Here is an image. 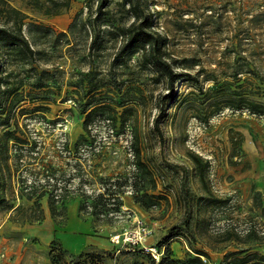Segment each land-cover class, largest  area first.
Listing matches in <instances>:
<instances>
[{"label":"rangeland","instance_id":"374dc122","mask_svg":"<svg viewBox=\"0 0 264 264\" xmlns=\"http://www.w3.org/2000/svg\"><path fill=\"white\" fill-rule=\"evenodd\" d=\"M6 2L7 5L0 1V26H11L14 20L20 23L25 16L22 29L36 54L33 62L21 61L0 42L3 56L0 86L3 89L19 86L20 96L26 95L11 106V94L1 93L6 112L0 114V134L7 128L15 129L17 136L27 140L21 149L10 140L7 158L0 154V191L5 196L0 203V232L7 238V244L0 246V264H134L140 250L148 252L150 247L156 248L163 242L161 257L168 245L176 257H184L190 249L186 236L172 237L169 244L165 239L182 216L174 196V191L179 189L182 166L187 167L188 186L197 194H205L189 152L199 153L209 161V187L217 195L231 196L225 206L209 207L214 214L208 227L211 236L197 235L192 242L193 246L209 251L210 258L203 259L210 264H223L226 253L245 246L241 238L250 226L264 232V216L254 206L253 198L255 190H261L264 196V116L245 109L225 108L203 122L193 115L195 111L190 105L198 103L199 99L194 96L182 99L195 89L196 78L205 86L212 84V77L232 80L234 52L228 49L239 41L234 36L238 29L242 36L240 45L253 50L264 75V0H141L142 9L152 18L153 29L167 36L168 50L181 60L179 69L192 74L181 77L172 93L164 79L157 82L155 73L141 70L139 52L127 54L124 60L115 57L122 41L116 35V28L95 13V3L89 9L87 0ZM8 4L21 13L6 12ZM107 8L109 18L116 24H127L134 18L129 5H123L121 0H110ZM238 15L242 17L240 21ZM255 15L259 16L255 18ZM84 22L88 23L84 26ZM247 33L250 39L243 37ZM95 37L98 42L93 49L97 60L93 68L97 80L107 84L108 72L114 68L118 77L141 86L146 95L145 105L139 108L136 119L143 152L155 168L165 170V184L169 186L165 189L162 180L159 181L157 192L167 191L169 201L163 200L149 211L123 205L121 212L102 219L79 212L83 192H98L104 188L99 176L115 179L134 169L130 129L111 133L105 120H96L92 125L95 147L83 145L85 149L80 158L75 153L76 142L87 135L84 114L78 107L86 88L75 84L80 70L92 68L86 55ZM248 75L255 82L259 81L260 77ZM38 76L45 86L35 88L33 84ZM260 86L263 90L260 94H263L264 80ZM75 88L80 91L75 92ZM254 97L264 100L263 95ZM134 118L132 114L128 120ZM231 128L245 135L237 155H233L238 148L230 140ZM6 162L10 164L9 169ZM167 162L178 165L167 168ZM47 169L58 177V192L64 190V185L69 190V198L64 203L66 209L54 217L45 195L40 198L43 218L27 220L38 212L31 209L35 207L34 199L20 196L22 180L26 179L29 186L34 182L45 183ZM54 180L51 179V183ZM125 188L124 195H132L133 187ZM41 189L39 187L37 192ZM11 205L20 209L10 208ZM57 205L60 208L62 202ZM196 217L195 211L192 226L198 231ZM139 222L151 230L139 246L112 241L114 234L134 229ZM226 226H234L241 238L227 243L226 247H223L225 243H216L217 249H212L208 243ZM254 250L264 251V245ZM145 254L139 253V258L151 264Z\"/></svg>","mask_w":264,"mask_h":264},{"label":"trees","instance_id":"16d2710c","mask_svg":"<svg viewBox=\"0 0 264 264\" xmlns=\"http://www.w3.org/2000/svg\"><path fill=\"white\" fill-rule=\"evenodd\" d=\"M6 4V0H0ZM88 8L92 9L94 3L96 4L95 13L104 18L107 24L116 28V35L120 37L122 44L115 52V57L124 60L129 53L139 52L138 64L141 70H148L155 73L157 82L162 79L166 81L169 91L172 93L175 90L176 82L183 76H191L188 71L180 70L179 63L181 60L172 56L167 48L168 38L164 34L157 32L152 27V18L144 12L141 7V0H121L123 5H129V11L133 13V20L129 23L116 24L111 18H109L110 10L107 8L110 0H87ZM7 5V4H6ZM6 12L8 13H21L20 10L8 4L6 6ZM264 14V13H263ZM256 16V15H255ZM253 16V18L255 17ZM257 15L255 18H257ZM9 17V16H8ZM21 22L14 20L11 26H0V42L2 46H7L9 51L18 55L21 61L33 62L35 60L36 50L32 46L29 38L23 32V18ZM10 18V17H9ZM16 19V18H15ZM242 17L238 15V21ZM88 22H84V26ZM73 26V25H72ZM241 30L234 35L236 39L241 42L240 37ZM240 37V38H238ZM245 39H250L249 33L244 34ZM234 42L228 50L234 52L233 56V70L230 74L232 80L220 81L216 77H212V84L205 86L199 78H196V82L193 84L194 90L187 92L182 99H188L189 96L199 99V102H191L195 112L194 116L203 122H207L211 116L221 113L225 108L232 110H247L249 113L259 116H264V100H260L254 97V95L260 94L262 88L260 83L264 80L262 70L259 67L257 57L254 55L253 50L245 48L240 43ZM98 42V37L92 39L91 47L86 55L92 68L84 71L80 70V77L76 81V87L80 86L86 88L83 96L79 98L78 107L80 112L84 114V130L87 135H82L80 140L75 144V153L77 158H80L83 153L84 146L93 148L95 147L96 134L92 132V125L98 121H107L111 133L119 134L126 132L127 129L131 131L130 151L132 154L131 163L134 167L131 173L121 174L117 178L113 179L111 176L106 178L99 176L103 182L104 188L98 192H83L84 200L79 205L80 214H87L93 216L96 219H102V217H109L111 213L115 214L123 210L124 194L126 192V186L133 187L132 197L134 202L145 211H149L152 208L161 204L163 200L169 201V193L166 191L157 192L159 181L162 180L165 189H169L166 185V174L163 168H155L152 165V161L149 157L145 158L142 146V140L138 124L136 122L138 110L145 105L146 95L141 88L128 78L118 77V73L114 68H111V72H108L107 84L101 83L100 79L97 80L95 73V62L97 60V54L94 52L93 47ZM4 43V44H3ZM4 51V50H3ZM6 51V50H5ZM10 53V52H9ZM261 58V57H260ZM3 56L0 53V73L2 70ZM188 61L190 58H182V60ZM46 70H43V73ZM39 73V72H38ZM248 74H254L256 77H260L259 81L255 82ZM41 76V73H39ZM262 75V76H261ZM40 76L33 87L45 86L43 82L39 81ZM1 85V78H0ZM234 85V86H233ZM19 86L14 88L7 87L3 89L0 86V114L6 112L4 102L2 100V94H11L10 105L14 106L16 103L25 99L26 95H21L18 91ZM75 92H79L78 88H75ZM119 96V98H118ZM170 96V95H169ZM83 97L87 98L83 101ZM135 114L133 120H128L129 116ZM120 121L118 125L117 122ZM156 127L158 130L159 123ZM89 138L91 141H89ZM13 140L15 147L18 149L27 143L25 138H21L15 134V129H5L0 134V154L4 155V159L8 156L9 141ZM230 140L234 147L238 148L237 155L241 152V144L245 140L243 132L230 130ZM84 145V146H83ZM17 149V150H18ZM85 149V148H84ZM189 157L194 163L196 175L198 176L205 194L195 193L191 187L188 186L187 181V167L182 166L183 173L179 182V189L174 191V196L178 208L182 210L181 219L171 227L172 233L165 239L169 244L172 237L184 235L188 238L190 249L186 251L184 257H176L171 247L168 245L166 253L157 260L150 251L144 249L139 253H146L151 264H210L203 257L210 258V253L204 248H198L193 246V241L197 239V235L204 236L209 235L208 227L209 222L214 220V214L210 212L209 207H223L229 203L231 196L217 195L208 185L207 172L209 170V161L201 154L196 152H189ZM1 163V160H0ZM167 168L175 167L178 164L167 162ZM1 166V164H0ZM10 164L6 162V168L9 169ZM51 179H55L51 183ZM58 177L55 172L46 170V182H34L29 186L26 179L22 180L24 185L20 196H24L28 199H34V206L32 211L38 212L36 216H28L27 220H41L43 218V209L40 206V198L47 195L49 207L52 215L56 217L63 210L66 209L64 205L67 198H69V190H66L67 186L64 185V190L58 192L57 185ZM166 185V186H165ZM42 189L38 191V188ZM1 188V184H0ZM254 206L258 208L264 216V196L261 190H255L253 194ZM5 200V196L0 191V203ZM58 202H62V206L58 207ZM10 208H19L11 205ZM20 209V208H19ZM195 211L196 228L192 226ZM197 232L199 234H197ZM213 237V236H212ZM241 238L240 232L233 227L226 226L218 236L212 238V242L208 245L212 249L216 243H225L223 247L227 246V243L238 240ZM244 247L238 248L236 251H231L225 254L223 264H264V251L254 250L257 246L264 245V232H260L256 226H250L244 238L242 239ZM214 241V242H213ZM216 241V242H215ZM215 243V244H214ZM163 243H158L155 247L161 252ZM146 251V252H143ZM139 253L135 257L134 264H146L139 258Z\"/></svg>","mask_w":264,"mask_h":264},{"label":"built area","instance_id":"2783aa9c","mask_svg":"<svg viewBox=\"0 0 264 264\" xmlns=\"http://www.w3.org/2000/svg\"><path fill=\"white\" fill-rule=\"evenodd\" d=\"M150 231L151 230L146 225L139 222V225L134 229H126L114 234L112 236V241L117 244L123 243L134 247L139 246L143 243L144 238L150 233ZM150 249L153 256L158 260L160 258L159 251L154 247H150Z\"/></svg>","mask_w":264,"mask_h":264},{"label":"crops","instance_id":"0c3cea01","mask_svg":"<svg viewBox=\"0 0 264 264\" xmlns=\"http://www.w3.org/2000/svg\"><path fill=\"white\" fill-rule=\"evenodd\" d=\"M123 198H124V202H125V204H124V207H128V208H132V207H136L137 209H141L135 202H134V200H133V197H132V195H129V194H126V195H124L123 196ZM72 210H74L75 211V206H74V204H73V206H72ZM46 212H47V210H46ZM47 214V213H46ZM47 216V215H46ZM49 217H46V220L47 221H49ZM4 223H6V221L4 222ZM5 225V224H4ZM90 229H92V227L90 226ZM2 232H0V239L2 238V240H0V242L2 243V245H0V246H3V244H7V238L3 235V234H1ZM89 236H91V235H89ZM6 239V240H5ZM4 242V243H3ZM83 247H85V245L83 246ZM8 251V250H7Z\"/></svg>","mask_w":264,"mask_h":264}]
</instances>
